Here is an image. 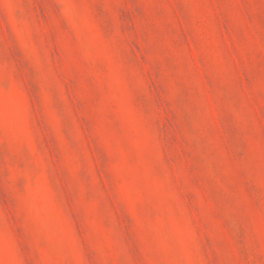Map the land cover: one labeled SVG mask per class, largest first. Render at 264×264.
Returning <instances> with one entry per match:
<instances>
[{"label": "rangeland", "instance_id": "rangeland-1", "mask_svg": "<svg viewBox=\"0 0 264 264\" xmlns=\"http://www.w3.org/2000/svg\"><path fill=\"white\" fill-rule=\"evenodd\" d=\"M0 264H264V0H0Z\"/></svg>", "mask_w": 264, "mask_h": 264}]
</instances>
